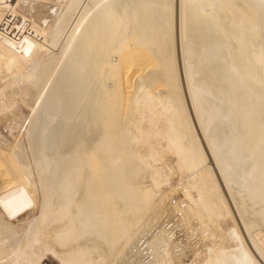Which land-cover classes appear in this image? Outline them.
I'll return each mask as SVG.
<instances>
[{
  "label": "bare ground",
  "instance_id": "bare-ground-1",
  "mask_svg": "<svg viewBox=\"0 0 264 264\" xmlns=\"http://www.w3.org/2000/svg\"><path fill=\"white\" fill-rule=\"evenodd\" d=\"M173 2L0 0V264H264V0Z\"/></svg>",
  "mask_w": 264,
  "mask_h": 264
},
{
  "label": "rangeland",
  "instance_id": "rangeland-1",
  "mask_svg": "<svg viewBox=\"0 0 264 264\" xmlns=\"http://www.w3.org/2000/svg\"><path fill=\"white\" fill-rule=\"evenodd\" d=\"M173 15L172 16V22L174 23V25L172 24V31L175 35L174 39H173V42H176L175 43V46H173V48H175L174 50V53H175V56L177 59L176 60V63H179V67H181V61H180V46H179V17H178V6H179V0H173ZM175 40V41H174ZM174 45V43H173ZM178 65V64H176ZM177 69L179 70L180 72V68L177 67ZM179 79L183 82V86H184V78H183V75H182V71L179 73ZM185 89V88H184ZM186 92V91H185ZM186 94V93H185ZM185 103H187V106L189 107V113L191 114V118H193L194 120V117H193V113H192V109L190 107V104L188 99L185 101ZM195 126H196V123H195ZM197 127V126H196ZM197 133L199 138L202 140L201 142H203V147H205L206 149V146L204 144V141L201 137V134L198 130V127H197ZM208 152V151H207ZM208 154V153H207ZM209 156V159L208 160V163L210 165H213V161L210 157V155L208 154ZM214 167V165H213ZM169 199V198H168ZM166 198L164 199H161V201L157 204V206L154 208L155 210H152L151 212H149L147 214V216L145 215V219L143 218L138 226H137V230L135 229V232L133 233L132 237H135V238H131V242H130V239L128 241L127 244H125L126 246H124V248H122V251L121 253L119 254V258H118V263L119 264H125V262L127 263L128 261L127 260H130L131 263L134 262V261H137V260H144L146 259L147 255H148V243L149 241L151 240V238L157 233L160 231V229L162 228H165L167 227L169 229V232H172L173 235L175 236L174 239H172V243L170 242L169 243V246H170V253L173 254V256L175 255H179L178 256V259L179 260H183L185 258H187L189 256V254L192 252V244H191V240H189L186 235H185V230L180 226H178V222L176 223V221L173 219L174 216H172V211H171V206H170V202L169 200L165 201ZM164 201V202H163ZM164 203V204H163ZM169 203V206L167 207ZM166 205V206H165ZM159 206V207H158ZM166 207V208H165ZM159 208V209H158ZM162 209V210H161ZM168 211H166V210ZM170 209V210H168ZM165 210V211H164ZM156 211V212H155ZM153 213V214H151ZM155 214V215H154ZM151 215V216H150ZM161 215V216H160ZM154 216V217H153ZM167 218V219H166ZM169 219V220H168ZM174 221H173V220ZM167 220V221H166ZM167 222V223H166ZM172 222V223H171ZM143 225H142V224ZM171 223V224H170ZM141 224V225H140ZM176 224V225H175ZM147 225V226H146ZM165 227H164V226ZM171 225V226H170ZM170 226V227H169ZM176 226V227H175ZM144 227V228H143ZM139 228V229H138ZM166 228V229H167ZM172 229V230H171ZM181 229V230H180ZM159 230V231H157ZM137 232V233H136ZM139 232V233H138ZM141 233V234H140ZM175 233V234H174ZM178 239V240H177ZM173 245V246H172ZM174 245L176 246L174 248ZM147 246V247H146ZM146 247V248H145ZM173 247V248H172ZM178 250V251H177ZM173 251V252H172ZM175 251V252H174ZM183 252V253H182ZM127 254V255H126ZM120 259V260H119ZM123 259V260H122ZM133 260V261H132ZM129 261V263H130ZM178 262V261H176ZM177 264V263H176Z\"/></svg>",
  "mask_w": 264,
  "mask_h": 264
}]
</instances>
